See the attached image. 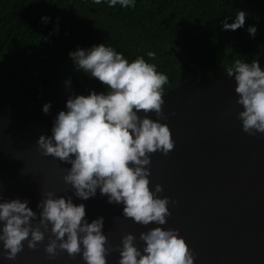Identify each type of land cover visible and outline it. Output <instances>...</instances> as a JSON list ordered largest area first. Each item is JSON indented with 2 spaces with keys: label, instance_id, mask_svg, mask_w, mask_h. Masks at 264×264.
<instances>
[{
  "label": "water",
  "instance_id": "water-1",
  "mask_svg": "<svg viewBox=\"0 0 264 264\" xmlns=\"http://www.w3.org/2000/svg\"><path fill=\"white\" fill-rule=\"evenodd\" d=\"M165 54L187 76L162 97L167 119L161 122L169 127L174 147L167 155L151 153L148 166L150 190L160 184L158 196L169 198L164 225H141L123 217V205L107 203L99 190L88 200L78 199L63 181L71 165L38 150L36 140L40 134L51 135L53 118L66 110L68 96L92 91L76 75L55 66L50 75L0 95V197L26 199L38 212L44 191L71 196L74 204L85 205L88 222L104 218L103 232L113 246L126 233L138 237L160 226L178 230L194 254V264H264V133L250 136L242 131L233 77L224 72L206 77L175 49L168 47ZM255 59L264 70V46ZM46 102H51L47 114L42 111ZM147 115L156 119L151 111ZM48 236L45 233L44 243ZM134 243L142 249L143 242ZM117 261L115 251L106 257V264ZM0 264L84 261L65 251L49 260L43 244L29 249L25 242L14 261L0 258Z\"/></svg>",
  "mask_w": 264,
  "mask_h": 264
},
{
  "label": "clouds",
  "instance_id": "clouds-1",
  "mask_svg": "<svg viewBox=\"0 0 264 264\" xmlns=\"http://www.w3.org/2000/svg\"><path fill=\"white\" fill-rule=\"evenodd\" d=\"M108 4L134 7L135 0H108ZM245 16L244 11H237L231 23L225 17L222 29L243 27ZM41 20L46 23L48 18ZM247 32L254 36L255 26ZM68 56L76 70L107 87L86 96L70 94L66 110L53 118L51 135L40 134L36 140L38 150L71 165L63 181L78 199L88 200L99 190L107 203L123 205V217L141 225H164L170 215L169 198L158 196L160 184L150 190L148 166L151 153L167 155L174 147L169 127L161 122L167 119L162 97L168 77L142 56L130 61L105 43L77 47ZM147 56L154 57V53ZM223 72L235 81L242 131L250 136L264 133V70L258 61L236 59ZM64 83L67 86L70 80ZM50 107L51 102L44 103L43 113ZM150 111L156 119L149 118ZM36 208L38 212L28 207L26 199L0 197V258L14 261L26 242L29 249L43 244L49 260L65 251L69 256L79 254L84 264H106V257L115 251L117 264H194V254L176 229L155 226L138 237L126 233L113 246L103 232L104 218L88 222L85 205L74 204L71 196L44 191ZM45 233H49L47 243ZM137 239L143 242L142 249L134 243Z\"/></svg>",
  "mask_w": 264,
  "mask_h": 264
},
{
  "label": "trees",
  "instance_id": "trees-1",
  "mask_svg": "<svg viewBox=\"0 0 264 264\" xmlns=\"http://www.w3.org/2000/svg\"><path fill=\"white\" fill-rule=\"evenodd\" d=\"M241 10L244 26L223 30L221 21L233 22ZM252 25L254 36L247 32ZM99 43L130 61L142 56L155 64L168 77L165 93L187 76L165 54L168 47L206 77L236 59L254 60L264 46V0H135L134 7H110L108 0H0V95L50 75L53 66L104 91L107 86L76 70L68 56Z\"/></svg>",
  "mask_w": 264,
  "mask_h": 264
}]
</instances>
